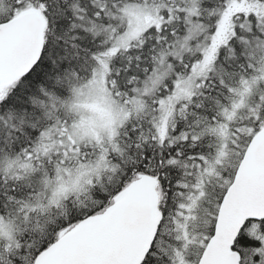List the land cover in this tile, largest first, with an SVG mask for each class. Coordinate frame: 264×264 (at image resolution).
Listing matches in <instances>:
<instances>
[{"label":"snow or ice","instance_id":"1","mask_svg":"<svg viewBox=\"0 0 264 264\" xmlns=\"http://www.w3.org/2000/svg\"><path fill=\"white\" fill-rule=\"evenodd\" d=\"M0 264H264V0H0Z\"/></svg>","mask_w":264,"mask_h":264}]
</instances>
